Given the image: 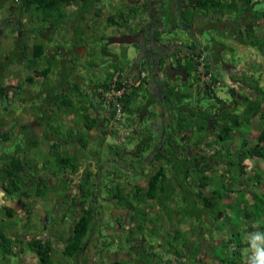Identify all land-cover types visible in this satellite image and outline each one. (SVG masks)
<instances>
[{"label":"flooded vegetation","instance_id":"flooded-vegetation-1","mask_svg":"<svg viewBox=\"0 0 264 264\" xmlns=\"http://www.w3.org/2000/svg\"><path fill=\"white\" fill-rule=\"evenodd\" d=\"M145 3L149 5V8L143 15L140 12L138 14L135 12L136 18L130 17L127 21L125 20V18H122L119 25L124 29L123 33L115 36L111 35L110 37L105 36L102 37L103 40L101 42L100 40H97L96 42L98 43L97 46L102 48L101 50L104 52L103 54H106L107 52V54H111V52L107 50L108 43L112 42L115 38L122 35H131L133 36V38L139 41H143L141 36L144 35L146 37L148 49L160 46L162 44H164V46H168L169 48L168 50H164L163 48L160 49L159 61L161 80L159 81L158 86L156 84L150 85L149 81L151 79L152 71H149V80H147V84H149L146 94L148 95L149 91L148 99L150 98L151 100L148 102L145 101L144 105L137 109L136 125H138L139 123L140 125H142L143 121L148 117L150 113H163L164 118L160 120L159 115L154 117L150 121L152 122L149 125L150 131H148L147 128L143 130L144 132L142 135L141 144L135 146L134 148H132V150L120 147V157L115 156L117 155V148H113L115 149V151L113 153H110L111 148L108 144L109 140L105 137L104 132L107 128V120L105 114L106 105L102 97L96 95L94 90L87 87L86 89L90 94L93 93L94 98L92 102L89 101V103H87L89 109L88 111H85L83 100L81 99V94L83 91L81 86L85 87V85L83 84L85 82V76L81 74V70L79 67L77 68L78 71H75L74 69L71 70L69 68L70 61H72V59H70L69 52L66 51V46L62 45L63 43L55 46H48V48H46V43L49 40L53 39V37L51 36L52 32H54V34H57L56 30L54 31L50 26H48L45 31L36 30L33 33H30L29 31L30 28L33 27V21H30V23L27 25L28 27L25 26L24 22H29L30 19L26 20L24 18L22 20V6L17 3L11 4V6L6 7L7 12L5 13V15L2 14V16H0V18H2L0 27L4 25L0 30V44H2V42L7 38L5 36L6 28L12 26L13 30V46L11 49H9L8 52L2 53L1 60L4 62L2 63L3 65L0 64V68L1 66L5 67L4 63L6 62V60L14 57L13 60L11 59V61L6 66L7 68L4 72L9 73V71L7 70H10V68H15V70H17L14 72H18L19 69H21L20 72H24V70L22 69H25L26 71L32 73L33 77L32 80L29 78V76L26 77V79L30 80V84H28V82L26 81V85L21 82H16L13 84H7L5 82L4 85H6V89L4 99L0 100V117L1 119H8V123L7 125H5L4 129L12 128L14 132V140L10 142L11 145L9 146L6 145V143H8L7 141H4L2 138H0V154L3 155L6 150L7 153L14 150V152L18 151L24 157H27V159L29 160L27 170L28 177L32 176L31 178L34 181L27 184V189H18L17 192L13 195L9 194L0 185V191L2 192L1 195L4 198L2 204L4 206L7 204L8 206H11L16 210L17 214L20 216L18 220L19 223L21 222L22 228L33 225V221H38L34 219V215L37 211H40L46 216V219H41L45 230L54 226L53 223L51 224L52 226L48 224V210L51 207L52 200L50 196L53 191H50L49 198L47 199L44 196L35 195V188L38 182L43 181L47 184L50 183V186H55L57 184V180H55L57 176L55 175V173L50 171V164H47L44 170L42 169V165L43 163L47 162L50 157L52 160L54 159V157H52L53 148L58 144L61 147L60 149L63 150L72 146L77 147L76 150L71 149L68 152L76 156V159L79 162V170L75 174H62V177H65L64 179H68L67 182L70 179L73 180H71V183L66 186L67 189L65 192V196L57 200V206L54 209H58L57 207L59 205L60 209H69V212L73 213V219L80 215L82 206L80 204L73 205V200L70 198H73L75 196L77 197V200H79L85 197L83 195L86 190L85 174L88 171L90 174V182L88 183V185L90 186V189L92 191L89 204H91L93 206V210L99 214V217L96 221L98 226L100 228H103L106 232L108 231V233H110L111 231L109 224H112V221H114L115 208L119 207L124 210L121 224L124 223L125 225H130L133 222H131L129 205H127V207L126 205H121V201L117 197L118 186L123 187L122 189L124 192H122L127 197V200L128 197H130L129 199L131 201L133 200L132 196L129 195L132 192H137L140 195H146L148 189V177L155 173L162 165H165L166 168H169L166 170V174L168 177L167 179L173 182L176 181L178 174L174 173L175 171H173V161L166 158H155V155L159 150H165V153L169 154L168 148L170 146V140L175 139L176 142L173 143L177 148L178 154L175 161L183 160L182 164L185 166L188 164L185 162L186 160L183 159L185 157L194 162L196 165L200 163L202 164L204 157H206L210 161L216 160L214 156H211V154L214 153L216 155V152L214 150L209 152V156H205V152H202L201 147H193L190 150L185 145H183V148L177 145L178 143H180L181 136L176 135V121L171 118H175V116L177 117V114H175L176 111L171 108L172 102L168 101L166 96L164 95L170 85H176V89H182L184 91H187L188 93L191 92V95L185 98L183 101V110L189 111V109L193 108L197 111V113H202V111L204 110H207L209 112V129H212L209 131V137L212 140L220 132V130L213 132L214 129L212 123L220 124L217 126L219 129H222L225 127L223 125L224 123L222 117L224 116V113L226 111L229 110L231 113L236 112L237 114L241 115L245 110L246 104L244 103V96L241 94L244 93L245 90H247L246 86L248 83L240 84V80H236L235 71L239 72L238 65H234L232 61L222 56L221 52L217 57L213 55V43L210 42L211 40L209 37H207L208 39H206L207 44L205 46L204 43H201L198 40L199 34H202V36L205 35L204 31L201 33L198 32V29L196 30L193 27L194 21L193 25L189 24L186 17H184L183 15L184 9H192V7H189V5L186 4L184 0H174L172 2V5H170V0H137V5H144ZM166 7H169V10L166 11ZM179 7H182L181 20L178 19L180 15ZM2 8L5 9V7ZM169 14L176 19V21L173 22L172 27L185 32L188 38L187 42L179 39L176 34L170 32L169 27L171 23ZM63 26L64 25H62V27ZM97 27L98 29H100L98 24ZM130 27L134 29L130 30ZM98 29L94 30V32L96 33ZM28 34L30 35V37L28 36ZM37 41H41L45 45V55L43 56L44 61H41L38 66H36V64L27 66V63H29L28 59L33 60V57L31 56V53L33 51L31 50L35 49V44L37 43ZM93 42L94 41H92L91 43ZM25 43L28 44V50L30 51V54H28L29 57H27L26 59H24V56L20 58L18 52L20 48H23V45ZM94 44L95 43H93V45ZM174 44H176V48L172 56H178L179 58L182 57V60L180 62H173V66L176 70L185 72L183 75L169 73L167 71L166 57L168 53H170V48ZM134 45H136V47L139 49L137 43ZM73 47L77 51L80 50V46L78 44L73 43ZM128 50L129 48L123 50L121 54L126 57V55L128 54ZM204 51H208V53L205 54ZM151 53L152 61H157L159 56L158 53H155L154 51ZM201 53L206 57L204 63L205 72L207 74H210L211 82H207L204 78V73L198 71V68H195V63L190 71L182 70V68L180 67V65H186L189 60L191 61V56H195V54ZM92 56L94 57L95 54H93ZM19 59L21 60V62H23L20 67L17 62H14L15 60ZM48 59H51L52 62H50ZM92 60L93 59H91V61ZM109 60H112V58L104 60L102 62V66H106L108 64L107 61ZM50 63H53V65L46 76L37 73V70L47 68ZM132 63L133 62L129 61L128 64H125V67L127 66V71L132 70ZM84 64L85 63H81V65L78 66L84 68ZM141 64L143 65L140 66H144L145 61H142ZM56 65L58 66L57 69L55 67ZM41 66H43V68H41ZM69 70L70 75L71 73L75 75L72 84L67 83L66 79H64V75L68 73ZM54 73L58 74L59 76V81L57 80L58 82L54 83L55 85L59 83L62 87V90L56 92L50 87L46 92L45 87H48V85H46V82H48L49 78L51 80L52 77L55 81V78L53 77ZM135 76L136 74H133L134 78ZM216 82H219L220 85L215 87L213 85ZM94 83L95 82H93V84ZM98 84L100 83H95L93 86L95 87ZM232 88L235 89V92H233ZM160 91H162V93ZM219 91H221V93L223 94H219ZM55 100H63L66 103H64L62 108H59L58 106H56ZM12 104L20 105V112H17L15 115H6ZM22 105L27 106L30 111H24ZM75 105L79 107L78 111L74 110L73 106ZM86 116H88L90 119L97 118L98 123L97 126H94L93 130H89V128H87ZM57 125H60L61 129L54 128ZM62 128H64V130ZM70 136H73L74 138L71 139ZM86 137L87 147L85 148L82 140H84V138ZM94 140L97 141L98 147L94 152H90L89 144ZM145 145H148V148L144 149ZM19 149L21 150L19 151ZM85 153L87 154V156H85L84 158L83 156L85 155ZM0 159H2V162L5 161L4 156ZM179 161L178 163L182 165ZM108 163L113 164L115 167H117V169L106 167ZM217 165L223 164L219 163ZM2 176L3 172H0V178ZM141 181H145V187L142 186ZM187 182L188 184L193 183L190 177L187 179ZM180 188L181 187L176 188L178 192L180 191ZM189 191L191 192V190ZM54 192H56V190ZM104 192H108L110 194L106 195V197L104 195L106 193ZM59 201L64 202L62 204H59ZM149 201H154L155 205H158L160 208H162L159 198L156 200H147L145 204L142 203L140 207L147 206ZM172 203V205H174V202ZM106 204L110 206L106 210L111 212H104L106 210L102 208L101 205ZM26 207L29 208V216L27 215L24 217L23 213L25 212ZM54 211L57 212L58 210ZM151 223L154 226L157 225V223H153L152 221ZM45 224H47V226L49 227H46ZM121 224L119 223V225ZM126 233L127 231L122 232L119 239L121 238V236H124V241H130V238L127 237ZM29 235L49 239L55 244H59L60 242H62L61 236L53 235L52 233L48 234L47 231L37 235ZM65 238L66 237H64V239ZM147 238L154 239L155 236L152 234V232H150L149 237ZM114 239L116 238L114 237ZM104 240H106V238ZM149 260H151V258Z\"/></svg>","mask_w":264,"mask_h":264},{"label":"trees","instance_id":"trees-1","mask_svg":"<svg viewBox=\"0 0 264 264\" xmlns=\"http://www.w3.org/2000/svg\"><path fill=\"white\" fill-rule=\"evenodd\" d=\"M3 0H0V4H3ZM6 1V0H5ZM96 1V0H94ZM174 0H170V5H172ZM186 4L189 5V7H192L194 9L198 8L199 11L203 12L205 15L211 13L213 14L212 17H214L215 13L220 14L221 16L228 13H233V11H237L238 15H236V20L233 22V24L237 28H233V30L226 28L230 31V37H232L235 41L239 42L243 45L253 46L257 47L259 51H261L264 54V36L262 39H259L258 35L256 34V30L254 28V23H250L249 26H242V22L246 20L247 18L252 22L254 20L253 17L248 16L249 12H252V6L251 3L254 0H184ZM17 4L21 5V18L22 20L27 17L29 22H24L25 26L30 23V21H33V27L30 28V33H33L34 31H45L48 26H50L54 31L58 27H62V25H70L72 20H76V17L73 15L75 14V10L67 12L66 7L69 5L75 4L78 5V8L80 7H86L84 9V13H88L90 11V17L95 15L92 13L93 8H91V4L93 3V0H17ZM126 8H128V14L124 15L125 9H123V13L120 12V15L125 18L127 21L128 18H136L135 12L138 14L139 12L142 13V15L147 11L149 8L146 3L144 5H137V0H124L123 1ZM167 10H169V7H166ZM7 10V9H6ZM97 15V14H96ZM183 15L186 17L189 24L193 25V17L191 16V10L189 8H186L183 10ZM250 15V14H249ZM264 15V11H263ZM216 17V16H215ZM258 17V16H257ZM111 19V16L109 17ZM170 20L176 19L169 14ZM108 19V18H107ZM247 19V20H248ZM221 19H214L212 18L213 28L214 27H220L221 28ZM246 20V21H247ZM111 21V20H110ZM109 21V22H110ZM2 22V20H1ZM109 24V23H108ZM71 26V25H70ZM107 26V25H106ZM88 27V26H87ZM224 27V26H223ZM85 26L82 28V31H84ZM92 28V27H88ZM86 29V28H85ZM95 30L98 29L97 25ZM130 30H133L134 28L130 27ZM200 31H205V27H199ZM221 34H224L221 31ZM27 35V33H26ZM30 37V35L28 34ZM83 36V34H73V39H80ZM224 38H228L225 37ZM218 37H213V41L217 45H213L212 53L215 57L220 55L221 47L225 46V42L222 40H216ZM21 42V40H20ZM233 48H231L232 50ZM31 56L33 57V60H29V63H27V66L35 65L38 66L41 61H44V55H45V45L41 41H37L35 44V49L32 50ZM19 52V51H18ZM30 54V51L28 50V44L25 43L23 45V48L21 49L19 55L20 58L24 56V59H26ZM234 55V53H233ZM202 56L201 54H195V56H191V62H189L186 65H180L182 70L190 71L192 69V66L195 65V68H199V65L204 62L205 63V56L203 60H198V57ZM0 58L2 59V53L0 52ZM14 58V57H13ZM13 58H10L9 60H6L4 63L5 67L1 66L0 71V100L4 99L5 89L6 85H4L5 80L7 78L5 69L8 63L13 60ZM27 60V61H28ZM50 62L51 59H48ZM182 60V57H178L177 61L180 62ZM33 61V63H32ZM35 61V62H34ZM14 62L17 63H23L21 60H15ZM129 60L126 61L128 64ZM130 64V63H129ZM3 65V64H2ZM53 63H50L47 68H43L42 70H37L38 74H41L43 76H46ZM262 65V63H261ZM125 66V64H124ZM129 67V66H128ZM132 67V65H131ZM133 68V67H132ZM4 70V71H3ZM8 71V70H7ZM129 71V70H128ZM127 66L126 68H123L119 71H117L107 78V80L102 81L100 84L97 85V89L100 91L99 96L101 97L102 92L105 89H108L109 86L113 83V77L117 74L118 80L115 81V88L121 89L125 87V91L122 95L117 97V101H119L122 104L123 107V116L117 117V111L116 108H113V106H110L109 108L105 109L106 114V122L107 126L110 122L115 121V126L113 129H107L104 132L105 137L108 139V135L112 134L113 138H121V129L128 127L130 129V134L126 138V142L130 141L133 134V128L131 127L132 124L136 125V119H137V109L144 105V102H148L151 99H148L147 89L148 84L147 80H149V72L145 74L144 76H141L140 79L135 83L126 82L123 83V75L128 72ZM150 71V70H148ZM133 76V75H130ZM29 78L32 80L33 77L29 75ZM135 79V78H134ZM250 83L247 82V80H244V83H248L247 86L251 89L250 92L248 90H245L244 93L241 95L244 96V103L245 110L241 115L235 113H231L229 110L224 113V116L222 117L223 125L225 126L222 129H219L217 123H212L213 129L215 131L220 130V132L215 136V138L212 140L209 137V131L212 129H209V119L210 115L207 110L202 111V113H197V111L193 108L189 109V111H185L182 108L183 101L185 98L189 97L191 94L187 91H184L182 89H176V85H170L169 88H167V91L165 92V96L168 101L171 103V108H173L177 114V117H171L176 121V135H181L180 143L177 145L183 148L184 141L194 142V146L201 147L202 152H205V156H209V152L214 150L216 152L214 154H211V156H214L216 160L210 161L206 157H204V160L202 161V164H195L191 160L187 159V157L183 158L186 160L185 162L188 163L186 166L182 164L183 160H178L182 165L178 163L176 160L177 157V148L173 143L175 142V139L170 140V146L168 148L169 154L165 153V150H159L158 153L155 155L156 159H169L174 164L173 171L174 173H177V179L175 182L169 181L167 178V172L166 170L169 168H166L165 165L160 166V168L150 175L148 177V189L146 195H140L137 192H132L129 194L130 196H135L136 199L133 198L131 201L128 197L123 194V187L118 186L117 188V197L121 201V205H129L130 212H131V222L137 221V227L136 229L131 228V225L124 223L121 224L120 227L109 224L110 226V233L108 231H104L102 228H100L97 224V218L99 217V214L93 210V206L89 204V200L91 198V189L88 183L90 182V174L87 171L85 174V192H84V198H81L77 200V197L70 198L73 200V205L80 204L82 206V210L80 212V215L78 217H75L73 219V213H72V221L70 222L69 226V233L65 236L62 234H57L61 236L60 244L63 245L62 250H57L56 244L53 241H50L46 238H40L35 236H30L29 241H24L21 238L22 235H19L15 233V226L16 224H8L6 221L7 219H13V217L17 214L16 210L8 206L7 204L4 206L3 203V197L2 192L0 191V212H3L4 216L0 217V255H11V256H17L20 254H23L25 250V246L21 243H26L27 247L32 250L39 262V264H68L65 263V258H75V262L69 263V264H78L79 259L78 255H82L86 250H88V246L93 243V240L100 242V244L97 246L100 247V251L96 250L98 253L105 252L114 242H119L120 239L117 237L118 230L121 232L128 231L125 228H128L129 231L126 233L127 237L130 238V244L132 242L134 243V246L130 248V250L127 251V253L131 256L133 252H135L134 249L137 248V244H140V242L145 241L147 239L148 235L147 232L149 231H143L144 234H139L138 238L134 236V231L141 232L143 230V226L146 222H153L157 223V226L161 223L163 224L164 216L165 214H158L153 213V216L151 218L147 217L148 213L144 212L143 209L140 207L147 200H153L158 199L160 200L162 209H166V220L168 221L167 224H172V217L175 215L176 219L179 221H185L187 220L188 223H190L191 229L196 232V238L199 240L197 244H187V240L181 238L182 232H174L175 235H173L171 232L168 234L167 237H169L167 240H169L171 247L176 248V256L181 258L182 261H177V264H189V263H196V264H207V262L204 260V252L207 250L208 252L212 253L216 258L215 264H243L240 262V259H243V250L245 247L251 246L248 242L240 241L238 244H235L234 247L230 248L233 243L232 238L225 237L222 233H219L222 229V226L224 227V221L222 218L224 217L225 210L222 209L223 206L227 205L228 202H232V197L236 199L237 192L235 194L231 193V189L235 187V184L231 181L233 177L228 178L227 172H230L233 167H240V176L245 179L243 182H246L247 179L250 182L256 183L259 185L260 189H264V169L260 167L259 165H253L250 169H246L247 165L245 164L246 160L256 159L255 161H258V159L264 160V88L259 84V79L250 77ZM186 84V82H185ZM151 85V84H150ZM158 86V85H157ZM233 92H235V89L232 88ZM162 93V91H160ZM256 93L257 95L253 96L252 94ZM259 96V97H258ZM61 106L59 105V108H62L64 103L63 100ZM91 102V101H90ZM85 111H88L87 102H83ZM135 104V106H133ZM184 106V105H183ZM74 110L78 111V106H73ZM128 111L132 114V118L128 116ZM150 115L157 116L159 115L160 118L163 117V113L155 114L150 113L148 115V118ZM197 117V118H196ZM153 118H149L147 122V126H149L152 122H150ZM86 126L89 128V130H93L94 126H97L98 120L97 118H89L86 116ZM144 122V121H143ZM8 119H1L0 117V138H2L4 141H7V146L11 145L10 142L14 140V132L13 129H4L5 125H7ZM219 123V122H218ZM222 125V126H223ZM244 125H252L251 131H253L254 127H257V139L255 142H250L247 136H245L242 139L241 145H237V147L234 146V140L238 138L237 133H241V129L244 127ZM141 125L140 123L136 125V129L134 131L138 130L140 131ZM148 128V127H147ZM188 132L191 134H188ZM183 134V135H182ZM71 139H73V136H70ZM142 140V139H141ZM239 140V139H238ZM37 141V140H36ZM83 144L85 148L87 147V137L84 138ZM124 141V142H125ZM112 143V142H109ZM116 144V142L112 143ZM123 144V143H122ZM122 144H118L121 145ZM125 144V143H124ZM141 144V141L137 144ZM193 146V147H194ZM192 147V148H193ZM117 148V157H120L121 155V149L120 147L116 146ZM148 148V145H145L144 149ZM188 147V149H192ZM22 149V148H21ZM19 149V151L21 150ZM226 149L225 155L222 153L221 150ZM24 150V149H23ZM52 157H54L53 160H55L56 166L60 172L65 173H77L79 170V162L76 159V156L73 154H70L69 152L62 153L60 150L58 153L52 152ZM169 155V156H168ZM4 156L5 161L2 162V159H0V162L2 165H0V172H3V176L0 178V185L5 189L9 194L13 195L17 192L18 189L25 188L27 189V184L34 182L33 179L29 176L28 177V164L29 160L27 157H24L20 152L12 150L11 152L7 153V150L4 152L3 155L0 154V158ZM87 156V154H85ZM168 157V158H167ZM170 157V158H169ZM51 157L49 160L42 165V169L44 170L45 166L49 164L51 161ZM219 163H222L221 168L222 170V176L223 179L227 180L226 182L223 181L220 183L219 187L216 189H209V185L213 184L214 186L218 185V181H212L213 177L218 179L216 174H219ZM219 166V167H218ZM186 167V168H185ZM255 167L253 170L252 168ZM63 170V171H62ZM171 170V169H170ZM68 171V172H67ZM253 172L254 174L252 175ZM255 176V177H253ZM191 178L193 183L188 184L187 179ZM240 177V178H241ZM73 180V179H72ZM169 181V182H168ZM212 181V182H211ZM243 182L240 181V184ZM180 186H179V185ZM245 184V183H244ZM263 184V186H261ZM243 185V184H242ZM257 185V186H258ZM177 187H181L180 191H177ZM49 185L47 183L38 182L36 184V190L35 195L37 196H44L45 198H49L50 191H55L57 187L51 186V189L48 190ZM240 188V187H239ZM238 188V189H239ZM258 189V188H257ZM191 190V192L189 191ZM123 191V192H122ZM252 196V201H250L252 205H257V201L261 200V204L264 205V196L262 197V194H264L263 191H260L258 189L257 192L250 193ZM261 194V195H260ZM69 199V198H68ZM174 202V205H172ZM148 203V202H147ZM233 203V202H232ZM87 205V206H86ZM248 205V204H247ZM245 205L246 211H245V219L250 220L252 218V214L254 213L252 210H248V206ZM3 206V207H2ZM257 209H259L257 207ZM264 209L260 210V222L263 223V225L255 227V224H251L247 230L258 232L259 236L257 237L255 244L256 248H259L261 250H264ZM207 212L210 214V212L214 213V217L212 220L207 215V219L204 218L205 213ZM64 214V213H63ZM66 214V213H65ZM66 219V215L64 216V220ZM263 219V220H262ZM67 220V219H66ZM193 220V222H192ZM163 221V222H162ZM177 221V222H178ZM204 221H210L207 227H204L203 225L206 224L200 223ZM257 222V220H254ZM215 222V225L213 224ZM180 223V222H178ZM48 224L51 225L52 223L48 220ZM46 227L47 224H45ZM52 226V225H51ZM167 226V225H165ZM25 230L24 233L27 232V227L23 228ZM115 229V230H114ZM203 229V230H202ZM154 231V230H151ZM216 231H218V235L221 237V239L217 238V234L215 235ZM122 234V233H121ZM119 234V236L121 235ZM173 236H172V235ZM209 234H213V237L210 238ZM215 235V237H214ZM114 237L117 239H114ZM106 238V240H104ZM110 238V239H108ZM217 238V239H216ZM224 238V239H223ZM109 241L110 243H107L105 245L106 241ZM116 240V241H115ZM183 240V241H182ZM224 240V241H223ZM94 241V244H95ZM142 244V243H141ZM222 245H228L227 246V252L229 253V250L231 249V255L229 259H225L221 255H219V251L222 252V249L219 248ZM132 246V245H131ZM223 247V246H222ZM212 248V249H211ZM211 249V251H210ZM212 250L215 252L213 253ZM154 249L149 250V254L157 255V252ZM98 253V254H99ZM60 254V256L58 255ZM213 257V256H212ZM248 259H254L255 261V255L252 257L251 255L247 256ZM1 258V256H0ZM178 258V259H179ZM115 261V260H114ZM204 261V262H203ZM149 262H152L149 260ZM182 262V263H181ZM111 264H124L122 260H116L115 262H112ZM167 264H170L168 262Z\"/></svg>","mask_w":264,"mask_h":264},{"label":"rangeland","instance_id":"rangeland-1","mask_svg":"<svg viewBox=\"0 0 264 264\" xmlns=\"http://www.w3.org/2000/svg\"><path fill=\"white\" fill-rule=\"evenodd\" d=\"M16 1L17 0H6V1L3 0L2 1L3 4H0V16H2V14L5 15V13L7 12V10H5L6 7L11 6V4L17 3ZM123 1L124 0H96V1L93 0V3L91 4V8H93L92 13H94L95 15H93L91 17H90V11H88V13H84V9L86 7H82L81 6L80 9H79L78 5H75V4L69 5L68 7L65 8L67 12L73 11L74 9L77 8V10H75V14L73 15V17L74 16L76 17L77 21L76 20H72V22L70 23L71 26L66 24L62 28L58 27L56 29L57 34H54V32H52L51 36L53 37V39L49 40L46 43V48H48V46L60 45V44L63 43L62 45L66 46V51L69 52L70 59H72V61H70V65H69L70 67L69 68L71 70L74 69L75 71H78L77 70L78 67L80 68L81 74H83L85 76V78H84L85 82L83 83L85 85V87L81 86L82 89H83L82 94H81V99L83 100V102H87V103H89V101L92 102V100L94 98L93 97V93L90 94L88 92V90L86 89L87 87H89L90 89L94 90L96 95H99L100 91L97 89V86L94 87L93 85L95 83H101L102 81H104L105 79H107L111 75L110 73L114 74L117 71V69L120 71L122 69V67L126 68L124 66V64H126L125 60H129L130 62L134 63L135 59L138 56L139 49L134 44L110 42L107 45V47H108L107 50L109 52H111V54H107L108 52L106 54H103L104 52L101 50L102 48L97 46L98 43H96L97 40H100V42H101L103 40L102 37H105V36L110 37L111 35L115 36V35H119V34L123 33L124 29L122 28V26L119 25V23H121L120 21L123 18L120 15V12L123 13V9H125L124 15H127L129 13L128 12V8L125 7ZM128 1H130V0H128ZM2 7H5V9H3ZM190 10H191V16L193 17L194 22L196 23L195 26L201 25L204 21L208 22V25L206 26L205 31H207L209 33H206L207 36L206 35L202 36V34H199L198 40L201 43H204V46L207 44V40H206L207 37H209L210 40H211L210 42H212L215 45H217V44L213 41V37H218V39H216V40H223L224 39L227 42L233 41L232 45H236L237 49H232L229 52L230 47H227V49L225 51V54H226L225 58L230 60V61H232V62H234V63H236V64L240 63V60L237 57L233 56V53L238 50L237 54L239 55V57L242 58L241 62H247L248 63L247 65L250 68H251V66H255V69H253L254 72H255V76L256 77H260V85L264 88V54L261 51H259L257 49V47L248 46V45L246 46V45L240 44L239 42L233 40V38L230 37V34H231L230 31L229 30L227 31L226 28H220V27L212 28L213 27L212 23L214 24V22L212 21V16L213 15L211 13L205 15L203 12H201V10L199 11L198 8H196V10L194 8H192ZM166 11H167V9H166ZM110 16H111V19L109 18ZM25 19L28 20L27 17H25ZM236 19H237L236 16H234V14H231V16L226 19V21H227L226 22V24H227L226 27L230 26V29L237 28V26H235L233 24V22H235ZM1 20H2V18H0V23H1ZM173 22H175V20H170V23H171V25L169 27L170 28V32H172L173 34H176V36H178L179 39H182L183 41L187 42L188 38H187V35L185 34V32H183V31H181V30H179V29H177L175 27H172L173 26ZM249 23H251V21L246 22V25L249 24ZM97 24L99 25L100 29H98L97 32L95 33L94 32V30H95L94 28H96ZM84 26H85L86 29L84 28V31H82V28ZM87 26L88 27H92V28H88ZM241 27H244V26H241ZM254 28L256 30V34L258 35V37H260L259 39H262V37L264 36V20L261 21V24L259 26H257V28H256V25H254ZM221 31L224 34H221ZM74 33L83 34V36L80 39L76 40V39H73L74 38L73 37ZM5 34H6L5 36L7 38H6V40H4L2 42V44H0V52L1 53L8 52L9 49H11L12 46H13V39H12L13 30H12V26L11 27L9 26L8 28H6ZM224 36L228 37V38L226 39V38H224ZM92 41H94L93 42V43H95L94 45H93V43H91ZM73 43L74 44H78L80 46V50L79 51L75 50V48L73 47ZM30 48H31V46H30ZM127 48H129L130 51L125 57L124 55L121 54V52L123 50H126ZM21 49L22 48L19 49V53H20ZM204 53L206 54V53H208V51H204ZM93 54H95L94 57L92 56ZM177 57L178 56H172L171 62L172 63L173 62H177ZM110 58H112V60L107 61L108 64L106 66H102V62L104 60H107V59H110ZM91 59H93V60L91 61ZM258 60H260V63H258ZM3 62L4 61H2L1 58H0V64L1 65H2ZM81 63H85L83 65L84 68L78 66V65H81ZM261 63L263 65H261ZM22 64L23 63H18L19 67ZM141 65H143V64H141ZM55 67L57 69L58 66L56 65ZM41 68H43V66H41ZM141 68L148 69L145 65L141 66ZM22 70H24V72L23 71L20 72L21 69H19L18 72H14V71H17V70H15V68H10V70H8L9 73L8 72L6 73V75L8 77L6 78L5 82L7 84H10V83L13 84V83H16V82H21L24 85H26V81H27L28 84H30L29 83L30 80L26 79V77H28L29 75L32 76V73L26 71L25 69H22ZM128 72H126L125 74H127ZM250 73H247V71H246L245 74H246L247 77L244 79V80H247V82H249V83L251 81L250 77H249ZM259 74H261V75L263 74V75L261 76ZM53 77L55 78V81H54V79L52 77H51V80H50V78H49V80L47 79L48 82H46V85H48V87H45V91L46 92H47V89L50 88V87L53 90H55L56 92L62 90V87L60 86L59 83L57 85H55V83H54V82H58L59 81L58 80V77H59L58 74L54 73ZM74 77H75L74 74L71 73V75H70V70L68 71V73H66L64 75V79H66V82L69 83V84L73 83V78ZM93 82H95V83L93 84ZM246 89L249 92L251 90L248 86H246ZM30 90H31V88H30ZM219 94H223V93H221V91H219ZM55 103H56V106H59V105L61 106L62 101L57 100ZM133 106H135V104ZM20 110H21V106L20 105H13L12 104L10 106L9 111L7 112L6 115H11V114L15 115L17 112H20ZM23 110L24 111H30L27 106H23ZM127 114H128V116L130 118H132V114L130 113V111H128ZM154 117H156V116H154V115H150L149 116V118H154ZM147 122H148V117L142 123L140 131H138V130L134 131V129H136V125L132 124L131 125V127L133 128L132 138H131L130 141L123 142V144L120 143V144H122V146L118 145L117 143L116 144H112V143H114V140H113L114 138L112 136L110 138V141H109V142H112V143H108L107 142L109 144L110 148H111L110 153H113L115 151V149H113V148H116V146L122 147V148L128 149V150H132V148L137 146V144L142 139V135H143V132H144L143 130L148 127L147 130L150 131L149 126H147ZM54 128L61 129V126L57 125ZM62 129L64 130V128H62ZM251 129H252V125L251 126L250 125H244V127L241 129L242 132L241 133H237V135H238L237 137L238 138H236L234 140V146L235 147H237V145H239V146L241 145L242 139L245 136H247L248 139H250L249 140L250 142H255L256 141L257 133H258L257 127H254L253 131H251ZM97 144L98 143H97L96 140L90 142V144H89L90 152H94L96 150V148L98 147ZM60 148L61 147H60L59 144L57 146H55L53 148V153L54 152L58 153L59 150L62 153H64V152H68L71 149H74V150L77 149L76 146L68 147V148H65L64 150L60 149ZM221 151L225 155L226 149L221 150ZM83 157L85 158V155ZM255 160L254 159L246 160L245 161V164L247 165L246 169H250L251 170V167L253 165L257 166L259 164H260L259 166L264 169V160L258 159L259 163L257 161H255ZM49 164L51 166L50 171L55 173V175L57 176L55 178V180H57V184L55 185V186H57V189H56V192L53 191L51 193V196H50L51 199H52L51 200V207L48 210V219H49V221H51V223L54 224V226L51 227V228H48L47 230H45L44 227H43V223H42L41 219H46V216L44 214H42L40 211H37L35 213V215H34V219L38 220V221H33V223H34L33 225L27 226V233L37 235V234H41V233L47 231L48 234H50V233H52L53 235L62 234L63 236L66 237V235H68V233H69V226H70L69 224H70L71 219H72V213L69 212L70 210L67 209V208L66 209L65 208L60 209L59 208L60 205L57 207L58 209H54V208L57 206V200H59L60 198H63L65 196V192H66V189H67L66 186L69 183H71L72 179H70L67 182L68 179H64L65 177L64 178L62 177V174L64 172H60L58 170V168L56 166V163H55V160H51L49 162ZM219 166H218L219 167V171H218L219 174H216L218 179H216L215 177H213V179H212V181H218L219 184L216 185V186L211 184V185L208 186L209 189H213L214 190V189L219 187L221 182H223V181L226 182L227 181V180L223 179L222 176L220 177V175H222V170H223L224 167L221 168V165H219ZM106 167L117 169V167H115L111 163H108ZM254 168L255 167H253L252 170ZM114 169H112V170H114ZM240 171H241L240 167H233L232 170H230V172H227V177L228 178L233 177L231 179V181L235 184V187L233 189H231V193L235 194V192H237V195H235L236 199L234 198V196L232 197V202L233 203L232 202L231 203L228 202L227 205L226 206L224 205L223 208H222V209L225 210L224 217L222 218V220L224 221V227L222 226V228H221L222 230L219 233H222L227 238H229L231 236L230 238H232L235 243H233V245L230 248L234 247L235 244H238V242H240V241H243V242L246 241V242L250 243L251 246L244 248V250H243V259H240V262L243 263V264H255L254 259L253 258L252 259H248L247 256L251 255L253 257L255 255L256 249H257L255 247L256 246L255 244H257L256 240H257V237L259 236V234H258V232H255V230L254 231H249V230H247V228H249V226L251 224H255V227H258V226L261 227V225H263V223L259 221L260 220L259 216L261 215L260 214V210L264 209V205L261 204V200L257 201V205L250 204L251 203L250 201H252V198H251L252 195L250 193H253L254 191L257 192L258 189L260 191L264 192V189H260L258 184L250 182V181H248V179H247L246 182H243V180L245 181V179L243 178V176L242 177L240 176ZM251 173H252V175L254 174L253 172H251ZM51 177H53V176H51ZM253 177H255V176H253ZM80 181H82V180H80ZM240 181L243 182L242 183L243 185L240 184ZM48 185H49L48 190H50L51 189L50 183H48ZM261 186H263V184H261ZM104 193H106V194H104L105 196L110 194L108 192H104ZM263 196H264V194H262V197ZM132 198L136 199L135 196H132ZM63 202L64 201H59V204L60 203L62 204ZM245 205L248 206V210H252L254 212L252 214V218H250L249 221L245 219V214H246L245 213V211H246ZM101 207L106 210L110 206L106 204V205H101ZM257 207L259 209H257ZM73 209H74V207H73ZM54 210H58V211L56 212ZM104 212H111V211H107L106 210ZM262 212H264V211H262ZM65 215H66V219L67 220L66 219L64 220V216ZM207 215L212 220V218L214 217L215 214L212 213V212H210V214H209L207 212V214L205 213V216H204L205 219H207ZM2 216H4V214H3V212H0V217H2ZM255 219L257 220V222L254 221ZM6 222L8 224H10V223H12V224H16L17 223L18 224L17 226L14 227L15 228V231H14L15 233H19V232L24 233L25 232V230L22 228L21 222L19 223L17 218H13V219L9 218V219H7ZM192 222H193V220H192ZM204 222H206V221H204ZM204 222L201 221L200 223H204ZM209 222L210 221H207L206 224L203 225V226L207 227L206 225H208ZM213 224L215 225V222ZM139 233L141 235L144 234V232H139ZM194 233H196L194 231V229L193 230L191 229L190 231H188L186 233V235H182L181 238H183L185 240L187 239V244H188V243H190L192 241V239H190V237L193 236ZM216 234L218 236L217 238L221 239V237L218 235V231H216L215 235ZM215 235H214V237H215ZM209 237L212 238L213 234H209ZM108 239H110V238H108ZM94 241H95V239L93 240V243H91V245L88 247V249L91 250L90 254H93L94 251H96V245L98 246L100 244V242H101V241L100 242L95 241V244H94ZM107 243H110V242L107 240L105 245H107ZM117 246H119V242H114L111 245V248L109 247L108 250L111 249L112 251H114L113 255H115L117 258L119 257V259H121L123 257L122 255H125L126 252H121V251L119 252V247H117ZM222 246L221 247L219 246V248L222 249V252L219 251L218 254L221 255V256L223 255L222 257H224L225 259H229L230 255H231V249L229 250V253H228L227 252L228 251L227 250V246L228 245L227 246L226 245H222ZM56 247H57L56 249L60 251V250H62L63 245L59 243V244H56ZM211 249H210V251H211ZM97 250L100 251V247H98ZM126 250H127V248H126ZM154 250H156L155 247H154ZM135 252L137 253V249H135ZM212 252L215 253L213 250H212ZM160 254H161L160 250L157 249V255L147 254L145 256V255H140L139 254L138 256L141 258V260L145 259V257H146V259L143 260V264H162L161 260H160V258L158 256ZM25 255L22 256L20 254V255H17V256H11V255L4 256L2 254V255H0L1 256L0 264H39L38 260L36 259L37 257H35V258L33 257L32 258L30 256H25ZM58 255L60 256V254H58ZM204 256H205V261L207 262V264H215V260H216L217 257L213 256L207 250L204 252ZM211 256H213V258H215V259L211 258ZM150 258L152 259V262L148 261V259H150ZM123 260H125V259L123 258ZM138 260L139 259L135 258V262L136 263L138 262ZM72 262H75V258L74 257L73 258H69V257L65 258V263H72ZM93 263L94 264H97V263L98 264H102V262L98 261V260L97 261H93ZM107 263L111 264V261L109 260ZM189 264H192V263H189ZM193 264H196V263H193Z\"/></svg>","mask_w":264,"mask_h":264},{"label":"crops","instance_id":"crops-1","mask_svg":"<svg viewBox=\"0 0 264 264\" xmlns=\"http://www.w3.org/2000/svg\"><path fill=\"white\" fill-rule=\"evenodd\" d=\"M251 6H252V9H253V11L252 12H249L248 13V16H250V17H253L254 18V20L251 22V23H254V25H256V28H257V26H259L260 24H261V21H263L264 20V15H263V11H264V0H254L252 3H251ZM196 10V9H195ZM198 11V10H197ZM231 14H234V16H236V15H238V12L237 11H233V13H226V14H224V15H220V14H214L215 16L214 17H212V18H214V19H221L220 21H221V23H220V25H221V28H229L230 29V26L229 27H226L227 26V24H226V19L228 18V17H230L231 16ZM250 14V15H249ZM213 15V14H212ZM258 16V17H257ZM248 19V18H247ZM246 19V20H247ZM246 20H244L243 22H242V26H249V24H247L246 25V22H249L250 20L248 19L247 21ZM195 22H194V25H193V27L197 30L198 29V32H202V31H200L199 30V27L201 26V28L202 27H205L206 28V26L208 25V22H203L201 25H199V26H195ZM224 26V27H223ZM237 26V25H236ZM213 28V27H212ZM231 30H233V29H231ZM228 31V30H227ZM226 31V32H227ZM204 33H205V35H206V33H209V32H207V31H204ZM207 36V35H206ZM206 39H208V38H206ZM234 40V39H233ZM222 41H224L225 42V46H223V47H221V55L222 56H224V57H226V54H225V51H226V49H227V47H230V49H229V52H230V50H231V48H233V49H237L236 47V45H232L233 44V41H231V42H227L226 40H222ZM214 45V44H213ZM247 46V45H246ZM235 54L233 55L234 57H237L239 60H240V63H234V65H238V68H239V72H237V71H235L236 72V74H235V78H236V80H240L239 81V83L241 84V83H244V79L247 77L246 76V74H245V72L247 71V73H250L249 74V77H254V78H257V79H259L258 81H259V84H260V77H256L255 76V72H254V70L253 69H255V66H251V68L247 65L248 63L247 62H241V60H242V58L241 57H239V55L237 54L238 53V50L237 51H235L234 52ZM258 63H260V60H258ZM263 65V64H262ZM249 71V72H248ZM259 75H261V74H259ZM263 75V74H262ZM261 75V76H262ZM173 81H175V80H173ZM171 83H172V81H171ZM253 95V94H252ZM255 95H257L256 93H254V95L253 96H255ZM259 97V96H258ZM188 134H190L189 132H188ZM183 135V134H182ZM191 135V134H190ZM181 136V135H180ZM182 138V137H181ZM184 145L188 148V147H190V148H192L194 145V142H192V141H189V142H185L184 141ZM194 147H196V146H194ZM0 165H1V162H0ZM141 183H142V186H146V183H145V181H141ZM155 202L154 201H149V203L147 204V206H142L141 208L143 209V211L144 212H146V213H148V215H147V217L149 218V217H151V216H153V213H158V214H165V216H164V219H162V220H164V222H163V224L161 223L160 225H156V226H154L151 222H146L145 223V225L143 226V230L141 231V232H143V231H149V233L147 232V235H148V237H149V234H150V232H152V234L155 236V238L154 239H145V241H142V242H140V244H137V253L136 252H133V254H131V256L127 253V251L128 250H130V248L131 247H133L134 246V243L132 242V246L131 245H128V244H130L131 242L130 241H124V236H121V239H120V241H119V246H117V247H119V252L121 251V252H126V254L125 255H122L121 257V259H119V257L117 258L115 255H113V252L114 251H112L111 249L110 250H106L105 252H103V253H97L96 251H94V253L93 254H90V252H91V250L90 249H88V250H86L82 255H78V259H79V263L78 264H94L93 263V261H101L102 262V264H108L107 262L110 260L111 261V263L112 262H115L116 260H122L123 262H124V264H143V260H145L146 259V257H145V259H143V260H141V258L138 256L139 254L140 255H147V254H149L148 253V251L150 250L151 251V249H154V247L156 248V252H157V249H159L160 250V255H158L159 256V258H160V260H161V263L162 264H167L168 262H170V264H177V261H182V259L181 258H179V257H177L176 256V248H173V247H171V244H170V242H169V240H167L168 239V234H170V232L173 234V235H175V233L174 232H182V235H186V233L188 232V231H190L191 230V226H190V223H188V221L187 220H185V221H178L177 219H176V216L174 215L173 217H172V224H167V220H166V218H167V216H166V213H167V210L166 209H162V208H160L158 205H155L154 204ZM29 208H27L26 207V210H25V212L23 213L24 215V217L25 216H29ZM123 213H124V210L122 209V208H115V210H114V214H115V218H114V221H112V226L113 225H116V226H118L117 228H119L120 227V225H119V223L122 221V217H123ZM130 214H131V212H130ZM19 215L18 214H16L13 218H17V220L19 219ZM19 221V220H18ZM26 221V220H25ZM180 222V223H178V222ZM18 224H16V226H17ZM131 228H135L136 229V227H137V221H133L131 224ZM165 225H167V226H165ZM115 230V229H114ZM126 230H128L129 231V229L128 228H126ZM151 230H154V231H151ZM172 230H174V232L172 231ZM203 230V229H202ZM127 231V232H128ZM117 232H119L118 233V238L120 237L119 236V234H121L122 232L121 231H117ZM17 234H19V235H22L21 236V238H19V239H22V240H24V241H29V239H30V235L26 232V233H21V232H19V233H17ZM139 232L137 233L136 231H134V236L136 237V238H138V236H139ZM171 234V235H172ZM172 235V236H173ZM197 236H196V233H194V235L193 236H191L190 237V239H192V241L190 242L191 244L193 243V244H197V242L199 241L197 238H196ZM157 238H159V239H157ZM187 240V239H186ZM142 243V244H141ZM21 244H23L24 246H25V250H24V252H23V254H21L22 256L23 255H25V256H30V257H36V255H35V253L32 251V250H30L28 247H27V245H26V243L24 242V243H21ZM89 247V246H88ZM110 248H111V246H110ZM126 248H127V250H126ZM97 250V249H96ZM135 250V249H134ZM212 254V253H211ZM112 256V257H111ZM214 256V255H213ZM123 258L126 260H123ZM135 258L136 259H139L138 260V262L136 263L135 262ZM179 258V259H178ZM211 258H213L212 256H211ZM37 259V258H36ZM213 259H215V258H213ZM115 260V261H114ZM92 261V262H91ZM148 261H149V259H148ZM151 261H152V259H151ZM106 262V263H105ZM182 263V262H181ZM69 264V263H68ZM98 264V263H97ZM218 264V263H217Z\"/></svg>","mask_w":264,"mask_h":264},{"label":"water","instance_id":"water-1","mask_svg":"<svg viewBox=\"0 0 264 264\" xmlns=\"http://www.w3.org/2000/svg\"><path fill=\"white\" fill-rule=\"evenodd\" d=\"M180 10V15H179V20H181V11H182V7H179ZM4 26V25H3ZM3 26L0 27V30L3 28ZM141 38L143 39V41H139L135 38H133V36L131 35H122L119 36L117 38H115L112 42H119V43H129V44H138L139 46V53L137 58L135 59L134 63H132V70H130L127 74L128 75H133L136 74L135 76V80H139L140 77L142 76V68H141V62L145 61V66L148 69L145 70H150L152 71L151 73V79H150V84L151 85H158L159 81L161 80V70H160V49H166L168 50V46H164V44L157 46V47H153L148 49L147 43H146V37L144 35L141 36ZM176 48V44L172 45V47L170 48V53H168L167 57H166V62H167V71L169 73H175V74H181L183 75L185 72L183 71H179L176 70L175 67L173 66V63L171 62V56L174 53ZM130 49L128 50L129 53ZM155 52L158 53V60L157 61H152L151 59V52ZM155 64V65H154ZM156 74V75H154ZM160 120H162V118H160Z\"/></svg>","mask_w":264,"mask_h":264},{"label":"built area","instance_id":"built-area-1","mask_svg":"<svg viewBox=\"0 0 264 264\" xmlns=\"http://www.w3.org/2000/svg\"><path fill=\"white\" fill-rule=\"evenodd\" d=\"M204 59V56H200L198 57V60H203ZM198 71L200 72H203L204 73V78L206 79L207 82H211V76L210 74H207L205 72V64L204 62H202L200 65H199V68H198ZM149 71L147 70H142V76H144L145 74H147ZM118 75L116 74L114 77H113V83L111 84V86H109L108 89H105L103 92H102V99L104 100L105 102V105H106V108H109L110 106H113V108H116V111H117V117H122L124 112H123V107H122V104L117 101V97L122 95L123 92L125 91V87L121 88V89H116L114 86H115V81L118 80ZM123 83H126V82H130V83H135L136 80L134 79L133 76H130V75H127V74H124L123 75ZM138 81V80H137ZM220 85V83L216 82L214 83L213 86H218ZM115 121L113 122H110L107 126V129L111 128L113 129V127L115 126ZM130 129L128 127H125L123 129H121V138H115L113 139L114 142H116L117 144H120V143H123L126 138L129 136L130 134ZM108 140L110 141V138L112 137V134H109L108 136Z\"/></svg>","mask_w":264,"mask_h":264},{"label":"clouds","instance_id":"clouds-1","mask_svg":"<svg viewBox=\"0 0 264 264\" xmlns=\"http://www.w3.org/2000/svg\"><path fill=\"white\" fill-rule=\"evenodd\" d=\"M143 70H145V69H143ZM255 264H264V250H261L259 248L256 249Z\"/></svg>","mask_w":264,"mask_h":264}]
</instances>
